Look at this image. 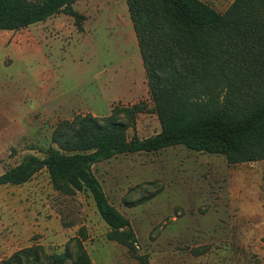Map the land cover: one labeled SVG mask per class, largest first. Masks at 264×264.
<instances>
[{
	"label": "rangeland",
	"instance_id": "rangeland-1",
	"mask_svg": "<svg viewBox=\"0 0 264 264\" xmlns=\"http://www.w3.org/2000/svg\"><path fill=\"white\" fill-rule=\"evenodd\" d=\"M202 1L224 13L235 0ZM72 10L0 30V176L58 149L54 131L77 117H112L130 138L161 131L128 0H80ZM250 52L225 38L212 77L189 101L251 100L258 87L246 78L260 75L262 63ZM93 170L130 220L133 249L108 238L89 192L43 169L23 185L0 186V264H54L67 254L64 263L74 264L81 248L91 264H264V161L230 165L180 145L118 155Z\"/></svg>",
	"mask_w": 264,
	"mask_h": 264
},
{
	"label": "trees",
	"instance_id": "trees-1",
	"mask_svg": "<svg viewBox=\"0 0 264 264\" xmlns=\"http://www.w3.org/2000/svg\"><path fill=\"white\" fill-rule=\"evenodd\" d=\"M78 1L0 0V30H20L60 13L73 14L72 6ZM128 8L161 131L144 139L136 133L130 138L128 126L112 117L101 120L87 115L65 121L52 136L58 149L51 148L43 158L32 156L6 171L0 176V186L23 185L46 169L55 182L89 192L110 227L108 238L133 249L137 237L132 224L109 202L94 173L95 165L118 155L180 145L222 154L230 165L264 161V79L260 77L264 73V0H235L224 13L202 0H128ZM228 37L245 43L250 60L262 63L260 75L254 71L246 78L258 87L253 98L234 100L231 96L222 104L205 105L189 101L195 95L194 86L212 77L211 61ZM79 253L74 264H91L82 248ZM53 259L54 264H65L71 255ZM6 264L22 262L17 258Z\"/></svg>",
	"mask_w": 264,
	"mask_h": 264
},
{
	"label": "crops",
	"instance_id": "crops-1",
	"mask_svg": "<svg viewBox=\"0 0 264 264\" xmlns=\"http://www.w3.org/2000/svg\"><path fill=\"white\" fill-rule=\"evenodd\" d=\"M255 163H256V162H255ZM244 164H245V163H244ZM238 193H239V192H238ZM232 194H233V193H232ZM232 199H233V201H232V202L234 203V202H235V200H236L235 196H233V197H232ZM233 210H234V209H233Z\"/></svg>",
	"mask_w": 264,
	"mask_h": 264
}]
</instances>
